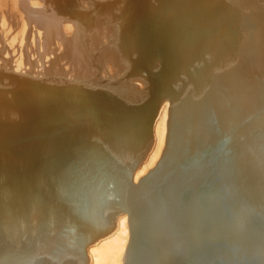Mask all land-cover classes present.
<instances>
[{
    "label": "water",
    "instance_id": "1",
    "mask_svg": "<svg viewBox=\"0 0 264 264\" xmlns=\"http://www.w3.org/2000/svg\"><path fill=\"white\" fill-rule=\"evenodd\" d=\"M170 101L156 165L133 183ZM264 264V6L168 0L111 87L0 70V264Z\"/></svg>",
    "mask_w": 264,
    "mask_h": 264
},
{
    "label": "bare ground",
    "instance_id": "2",
    "mask_svg": "<svg viewBox=\"0 0 264 264\" xmlns=\"http://www.w3.org/2000/svg\"><path fill=\"white\" fill-rule=\"evenodd\" d=\"M168 0H0V70L111 87L125 81L143 56L147 20ZM264 6V0H257ZM166 100L153 125L148 164L160 159L167 133ZM128 213L113 233L88 246L90 264H124Z\"/></svg>",
    "mask_w": 264,
    "mask_h": 264
},
{
    "label": "rangeland",
    "instance_id": "3",
    "mask_svg": "<svg viewBox=\"0 0 264 264\" xmlns=\"http://www.w3.org/2000/svg\"><path fill=\"white\" fill-rule=\"evenodd\" d=\"M151 152H149L148 154H150ZM148 159L146 158L142 163H141V165L136 169V171H135V173H134V176H133V183H136V184H138V182H139V180L138 181H136V179H135V174H136V172L138 171V170H140L141 169V167H143V166H145V165H147L148 164ZM87 252H88V247H87Z\"/></svg>",
    "mask_w": 264,
    "mask_h": 264
}]
</instances>
